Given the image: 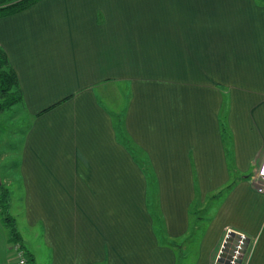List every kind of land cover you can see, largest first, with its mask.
Instances as JSON below:
<instances>
[{"label":"crops","instance_id":"0c3cea01","mask_svg":"<svg viewBox=\"0 0 264 264\" xmlns=\"http://www.w3.org/2000/svg\"><path fill=\"white\" fill-rule=\"evenodd\" d=\"M0 48L28 119L9 191L33 264H176L118 118L154 175L162 236L182 239L194 200L239 174L195 264L212 263L226 228L249 240L240 264H264V193L246 171L264 152V4L40 0L0 18ZM112 86L126 90L119 111L103 99ZM9 246L0 220V264H14Z\"/></svg>","mask_w":264,"mask_h":264},{"label":"rangeland","instance_id":"374dc122","mask_svg":"<svg viewBox=\"0 0 264 264\" xmlns=\"http://www.w3.org/2000/svg\"><path fill=\"white\" fill-rule=\"evenodd\" d=\"M257 2V1H256ZM258 3V2H257ZM259 4V3H258ZM264 4V3H262ZM261 5V4H260ZM125 89V88H124ZM126 90L122 91L121 88L112 86L108 90H106L103 99L107 101V104L114 109V111H119L124 104ZM225 123L226 118H225ZM28 126V119L26 114L24 113L22 107L19 104L13 105L8 109H3L0 111V184L4 186V188H10V186H18L16 173H17V158L20 146L22 144L23 134ZM228 128V125L226 126ZM264 156V152H262L261 156L257 160L256 167L252 163L249 164L246 168V171L250 174L248 175V179L252 184V179L256 176V168L259 166L260 161ZM253 169V170H252ZM239 174H236L234 177L232 173V177L229 175V182L231 179H236ZM12 182V183H11ZM13 184V185H12ZM226 185V184H225ZM224 185V186H225ZM253 185V184H252ZM222 186L218 188L216 191L209 193V196L202 199L200 195L198 196V203L196 207H194V214L196 216H191L190 218V228L188 231L189 236L180 240H176V247L181 249L179 255L182 256L181 264H195V261L198 256V251L201 249L199 262L203 260L204 262V254L202 253L203 245L199 248V241L202 236V230L210 224L209 231L207 236L209 237L210 231L214 230L217 227L218 220L222 217L217 216L213 220L216 215V210L218 209L216 206L221 204L223 196L228 193V190L225 191V187ZM254 190L257 192L256 187L254 186ZM219 193V196L217 195ZM259 193V192H257ZM264 193V191H262ZM215 194V195H214ZM212 195V196H211ZM212 198V199H211ZM20 199L12 200V207L10 214L12 215L14 211L15 205L19 207ZM213 220V222H211ZM211 222V223H210ZM18 229V228H17ZM19 232V231H18ZM224 233L218 248H215L213 253V261L211 264H215V260L219 253V250L223 244ZM206 239L203 241L205 242ZM203 254V255H202ZM198 262V263H199Z\"/></svg>","mask_w":264,"mask_h":264},{"label":"trees","instance_id":"16d2710c","mask_svg":"<svg viewBox=\"0 0 264 264\" xmlns=\"http://www.w3.org/2000/svg\"><path fill=\"white\" fill-rule=\"evenodd\" d=\"M40 0H0V18L6 17L9 15H13L19 12H22L34 4H36ZM259 4L264 3V0H255ZM22 105L23 99L22 94L20 91V87L18 85V80L13 68L10 66L8 62V58L0 48V111L3 109H8L13 105ZM219 127L224 139L229 140V133L227 130V125L225 123V112L220 115L219 117ZM114 129L116 132V137L120 143H122L128 151L132 154V158L134 161L139 165L146 176L147 180V192H146V202H147V209L152 218L154 229L157 233H159L160 237L164 239V242L167 246H170L176 252L177 262L176 264H181L182 256L179 255L181 249L176 247L175 240H169L162 236L163 228H162V220L160 219L158 210H157V202H156V183L154 175L151 172V169L146 161V158L140 157L138 151L132 147L130 141L126 138L122 127H121V120L118 118L114 122ZM226 145V153L229 154V148ZM230 177H232V173H230ZM231 182H228L224 187L225 191H229L233 186L236 179H231ZM215 195V194H214ZM219 196V193L217 194ZM212 196V195H211ZM212 199V198H211ZM198 200L195 199L193 205L189 210V216H196L194 214ZM10 191L8 188H4L3 185L0 184V220L4 228L8 234V241L9 243H18L23 248L21 243L20 234L17 229V224L15 218L10 214ZM195 219V218H194ZM190 234V233H189ZM187 233L183 238L189 236ZM182 238V239H183ZM24 249V248H23ZM26 253V252H25ZM27 255V253H26ZM30 264L32 263V259L27 255Z\"/></svg>","mask_w":264,"mask_h":264},{"label":"water","instance_id":"95a60500","mask_svg":"<svg viewBox=\"0 0 264 264\" xmlns=\"http://www.w3.org/2000/svg\"><path fill=\"white\" fill-rule=\"evenodd\" d=\"M248 242V238H242L238 232H228L219 250L217 261L222 264H240Z\"/></svg>","mask_w":264,"mask_h":264},{"label":"built area","instance_id":"2783aa9c","mask_svg":"<svg viewBox=\"0 0 264 264\" xmlns=\"http://www.w3.org/2000/svg\"><path fill=\"white\" fill-rule=\"evenodd\" d=\"M252 184L254 186H258V187H256L257 192L262 193V191H264V158H262V160L259 163V166L256 168V176H254V178L252 179ZM230 231H234V230L231 228H226L224 230L223 242H224L228 232H230ZM235 232H237V231H235ZM238 233L240 234V236L242 238L246 237L245 234H243L242 232H238ZM9 249L13 253L14 264H30L28 257L25 253V250L20 246V244L11 243L9 246ZM217 259H218V255H217V258L215 260V264H222V263H219L217 261Z\"/></svg>","mask_w":264,"mask_h":264}]
</instances>
